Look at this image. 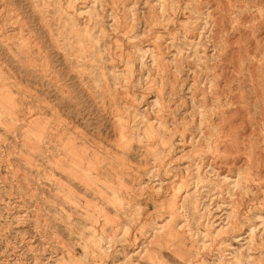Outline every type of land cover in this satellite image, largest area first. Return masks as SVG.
Segmentation results:
<instances>
[{
    "label": "rangeland",
    "instance_id": "rangeland-1",
    "mask_svg": "<svg viewBox=\"0 0 264 264\" xmlns=\"http://www.w3.org/2000/svg\"><path fill=\"white\" fill-rule=\"evenodd\" d=\"M0 264H264V0H0Z\"/></svg>",
    "mask_w": 264,
    "mask_h": 264
},
{
    "label": "bare ground",
    "instance_id": "bare-ground-1",
    "mask_svg": "<svg viewBox=\"0 0 264 264\" xmlns=\"http://www.w3.org/2000/svg\"><path fill=\"white\" fill-rule=\"evenodd\" d=\"M73 36L75 37V41L74 42H69V45L68 46L72 47L70 43H75L78 46V49L81 51V53L86 52V50L84 48H91V46H89L87 44H85L84 46L82 44H80L81 43L80 42V38H79V36L77 34H75ZM243 38H244L243 35H241V36L238 37L239 40L240 39H243ZM112 108H114V107H112ZM72 133H74V132H72ZM62 148H63V146H62ZM66 149H68L67 153L70 154V158H71L70 162H68V163H69V168H70V172H71L72 176L75 177L76 179L79 178V181H81V183H83L86 186H90L91 184L96 185L97 182L100 181V180L92 177L89 174H86V172H92V171H95V170H98V169H100V171L101 170H104V167L102 166V161L97 160L94 157H87V156H85V153H84L85 151H83L82 149L67 148V147H66ZM247 153H248V151H247ZM105 157H107V156H105ZM111 179H113L114 181L112 182L111 180H108V178H105V180L102 182V184L103 185H108L109 187H112L113 188L112 189V198H111V200L113 201V200H116L114 188H116V187L118 188L119 187L118 185L124 186V184H123V181L120 180V178L117 179V178L114 177V178H111ZM91 187H93V186H91ZM123 192H125V191H123ZM108 199H110V198H108ZM172 201H173V198L170 200V203L167 204V206H166L167 210L170 212V215H172L173 208H174L173 207V204H172ZM89 207H91V206H89ZM100 211H101V215L103 217H105V219H107L105 213L103 212V210L100 209ZM168 233H171V232L169 231Z\"/></svg>",
    "mask_w": 264,
    "mask_h": 264
}]
</instances>
